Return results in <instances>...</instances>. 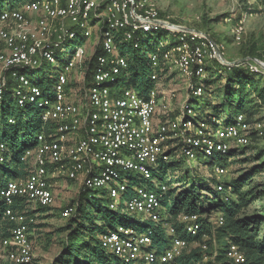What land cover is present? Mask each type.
<instances>
[{"label":"built area","instance_id":"1","mask_svg":"<svg viewBox=\"0 0 264 264\" xmlns=\"http://www.w3.org/2000/svg\"><path fill=\"white\" fill-rule=\"evenodd\" d=\"M249 5V10L264 11V0H249ZM246 15L233 29L237 44L243 40ZM162 22L169 23L160 17L152 0H27L0 13V102L10 90L19 106L36 105L41 120L54 126L51 133H40L36 145L24 151L22 160L31 164L29 174L10 178L0 188V198L7 206L4 216L13 223L11 235L0 241L8 261L36 264L30 225L37 220L27 209L16 210L13 205L23 198L40 206H52L54 183L61 177L79 182L84 189L101 190L119 177L120 169L149 178L153 167L171 158L168 150L176 144L181 145L190 166L199 153L223 154L233 147L249 145L254 136L264 139V116L248 121L240 114L228 123L217 118L210 122L197 119L198 113L189 101L204 93L207 65L219 60L217 47L223 51L201 31ZM91 24H102L93 51L88 53L80 44L70 49L72 42L93 36ZM157 29L168 30L178 42H161L156 51L147 54L154 85L144 93L122 85L129 60L120 44L131 43L137 48L141 34ZM64 54L66 62L50 91L45 92L22 71L55 63ZM241 64L264 76V60L249 57ZM172 71L185 80L186 96L178 108L173 102L177 89L167 81ZM9 122L15 123V119ZM97 144L100 151L95 154ZM8 152L0 134V165L7 160ZM94 155L100 160L98 173L94 172ZM214 173L220 179L230 171L217 165ZM129 184L125 178L110 189L112 209L121 206L118 196L129 193ZM214 188L226 199L232 189L223 181H217ZM167 190L166 186L156 191L134 185L125 203L127 212L142 221L159 223L165 217L162 199ZM76 204L66 207L62 216H72ZM179 219L185 223L187 233L197 234L198 214H182ZM223 223L220 213L213 231ZM170 233L174 235L171 245L159 253L150 231L139 232L131 226L109 230L101 241L121 260L180 264L179 257L188 241L176 236L173 228ZM227 255L234 263L245 262L236 245L229 248Z\"/></svg>","mask_w":264,"mask_h":264},{"label":"trees","instance_id":"2","mask_svg":"<svg viewBox=\"0 0 264 264\" xmlns=\"http://www.w3.org/2000/svg\"><path fill=\"white\" fill-rule=\"evenodd\" d=\"M14 1L9 3L7 0H0V13L4 9L17 6ZM159 30L169 32L166 29H157L139 34L141 42L137 48L131 43L120 44L122 53L129 60V67L121 77L122 85L133 87L141 93L154 85L151 79L153 69L147 54L156 51L161 42L169 45L178 42L176 35L171 32L169 41L154 37L153 33ZM257 49V43L253 41L243 49V56L256 57ZM93 63L94 58L90 62V68ZM218 65L220 62L216 59L212 61V65H207V70L212 74L204 80V93L189 101L193 105L198 98L208 95L204 99L210 112L206 119L198 113L197 119L210 122L217 118L228 123L240 114L245 115L248 121L261 119L264 116V85L260 87L258 80L264 83L263 74L254 72L243 64L224 65V69L218 68ZM41 69L42 67L35 70L39 72ZM22 71L28 75L33 70ZM57 74L54 73L48 79L46 86L41 85L45 92L52 89ZM90 75L89 69L88 81ZM255 75H258V80ZM212 87L217 89L210 96L208 93ZM11 118L15 119V123L9 122ZM53 127L52 123L41 120L40 109L36 105L19 106L12 92L7 90L0 102V134L7 143L9 154L5 163L0 165V188L5 184L2 178L11 170L12 178L26 177L29 174L31 164L22 160L24 151L36 145L40 133L49 134ZM2 131L5 133L2 134ZM259 140L254 136L249 145L233 147L226 153L213 155L218 166L234 167L232 178L225 182L232 187L228 199L210 183L217 182L216 178L212 177L208 181L196 169L187 166L180 144L171 147L168 150L171 158L168 161L162 160L153 167L148 178L154 183L150 186L153 190H160L163 186L168 188L162 199L165 217L159 223L142 221L131 215L125 204H121L118 209H112L111 199L106 192L80 187L74 214L58 228V232L64 233V240L51 264H144L118 259L103 246L102 235L120 225L131 226L139 232L150 231L158 253L171 245L174 235L170 233V229L173 228L176 236L188 241L187 248L179 257L180 264H238L227 255L232 245L238 246L245 256V262L240 264H264V146L258 145ZM132 173L128 172L126 177L130 183L128 194L132 193L134 185L143 183ZM6 207L5 201L0 198V241L11 235L13 227V223L4 216ZM13 208L20 211L27 209L29 214H34L49 209L50 206H39L38 209L30 210L29 202L21 198L15 202ZM220 213L224 216V223L217 227V244L214 243L213 227ZM182 214L199 215L200 228L196 235L187 233L185 223L179 219ZM35 225H30V228ZM4 256L5 252L0 246V257ZM0 264L13 263L0 259Z\"/></svg>","mask_w":264,"mask_h":264},{"label":"rangeland","instance_id":"3","mask_svg":"<svg viewBox=\"0 0 264 264\" xmlns=\"http://www.w3.org/2000/svg\"><path fill=\"white\" fill-rule=\"evenodd\" d=\"M12 0H7L11 2ZM27 0H15V5H20ZM158 9L159 15L162 19L176 26L185 27L187 29L197 30L205 33L215 43L219 45L224 53V57L227 61H233L241 58H247L243 56V49L252 44L253 41L257 43L256 58L264 60V11L258 9H250L249 0H152ZM245 19V32L241 44H237L234 41L233 29L238 23L239 19L244 15ZM102 27V24H91L90 28L93 31V36L89 39H82L74 41L70 45V49L80 44L82 47H86L88 53L93 51V48L98 40V32ZM154 37H161L163 40L169 41L171 33L159 30L153 33ZM153 37V39H155ZM151 52V51H150ZM249 57V56H248ZM67 55L59 57L55 63H47L38 72L36 70L29 71L28 76L31 80H34L38 85L46 86L48 79L58 72L65 64ZM219 61V60H218ZM218 68L224 69V63L221 61ZM212 65V61L209 62ZM211 75L212 72L208 71ZM258 80V75H255ZM167 81L171 88L177 89L176 97L173 100L176 108L179 107V103L185 98L186 91L184 88L185 80L181 75L172 71ZM218 84V86H220ZM258 85L262 87L264 83L258 80ZM217 86V87H218ZM217 88L212 87L208 93L210 96L215 94ZM208 95L204 96L207 97ZM204 97L197 99V102L193 104L195 112L200 113L203 119H206L209 109L205 106ZM262 115H264V110ZM157 122V120L155 119ZM5 131H2L4 134ZM259 146H264V139H260ZM100 151V147L97 144L95 147V154ZM94 163V172L98 173L100 170V160L94 155L92 159ZM149 167H152V163H148ZM188 167H192L198 171L206 180L210 181L212 177L217 181H229L233 176L234 167H229L230 173L222 178L218 179L214 173L217 163L214 161L213 156H206L203 153H199L197 158L192 161V164ZM128 171L126 169L119 170V177L114 179L111 183L107 184L100 193L106 192L108 198L112 200L109 191L112 187H117L118 184L127 177ZM132 175L142 180L143 186L150 187L152 184L148 178L137 172H133ZM13 177V171L8 173L2 182H6ZM258 181V179H257ZM210 183L214 186L217 182ZM54 195L55 202L49 209L34 213L36 217V225L32 230V244L35 254L36 264H51L55 255L62 248V242L64 240V233L58 232V228L64 225L65 220L62 216V211L69 205L77 203L78 195L80 192V183L74 180H70L66 177H61L54 183ZM225 195V194H224ZM129 194L122 192L118 196V204H125ZM228 197V196H227ZM226 199V198H225ZM40 205L29 202V208L31 210L38 209ZM214 233L217 232V228H214ZM216 234L214 236V243H217ZM218 244V243H217ZM2 261L6 260V257H0ZM118 259H121L118 257Z\"/></svg>","mask_w":264,"mask_h":264},{"label":"water","instance_id":"4","mask_svg":"<svg viewBox=\"0 0 264 264\" xmlns=\"http://www.w3.org/2000/svg\"><path fill=\"white\" fill-rule=\"evenodd\" d=\"M163 24H167L168 26H176L172 23H165V22H162ZM209 39L211 41H213L210 37ZM215 43V41H213ZM216 44V43H215ZM217 51H218V54H219V60L224 63L225 65H239L241 63H243L244 61H246L249 57L247 58H241V59H237V60H233V61H227L226 58L224 57V54L220 51V49L217 47Z\"/></svg>","mask_w":264,"mask_h":264}]
</instances>
